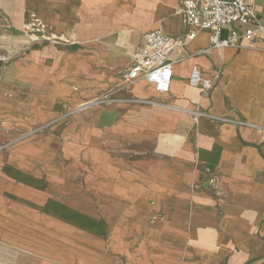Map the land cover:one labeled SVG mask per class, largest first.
I'll list each match as a JSON object with an SVG mask.
<instances>
[{"label":"crops","instance_id":"obj_1","mask_svg":"<svg viewBox=\"0 0 264 264\" xmlns=\"http://www.w3.org/2000/svg\"><path fill=\"white\" fill-rule=\"evenodd\" d=\"M250 1L264 24V0ZM178 2L27 5L39 22L79 44L63 64L77 74L79 99L104 89L123 105L109 125L111 146L150 147L149 155L129 150L127 161L109 157L124 168L109 195L120 218L113 232L123 234L129 264H264V44L255 39L241 48L212 49L209 31L198 30L171 54L168 91L118 75L146 30L177 36L190 29L175 12ZM193 66L211 79L221 69L209 91L188 83ZM94 153V161L108 163L102 151ZM64 217L60 234L67 228Z\"/></svg>","mask_w":264,"mask_h":264},{"label":"rangeland","instance_id":"obj_2","mask_svg":"<svg viewBox=\"0 0 264 264\" xmlns=\"http://www.w3.org/2000/svg\"><path fill=\"white\" fill-rule=\"evenodd\" d=\"M70 42L27 0H0V264H129L109 195L124 168L109 157L150 147L111 146L123 105L104 89L79 99L77 74L63 65L79 49ZM99 150L108 163L93 160Z\"/></svg>","mask_w":264,"mask_h":264},{"label":"built area","instance_id":"obj_3","mask_svg":"<svg viewBox=\"0 0 264 264\" xmlns=\"http://www.w3.org/2000/svg\"><path fill=\"white\" fill-rule=\"evenodd\" d=\"M175 12L190 29L177 36L157 28L143 32L124 72L127 81L144 79L157 91H168L173 76L171 54L176 47L192 40L198 30L209 31V48L212 49L241 48L255 39L264 44V24L250 0H179ZM220 73L221 69H217L212 79L204 78L197 66H193L188 83L206 92Z\"/></svg>","mask_w":264,"mask_h":264},{"label":"bare ground","instance_id":"obj_4","mask_svg":"<svg viewBox=\"0 0 264 264\" xmlns=\"http://www.w3.org/2000/svg\"><path fill=\"white\" fill-rule=\"evenodd\" d=\"M161 103V102H160Z\"/></svg>","mask_w":264,"mask_h":264}]
</instances>
